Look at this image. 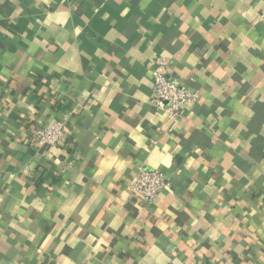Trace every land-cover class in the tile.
I'll return each mask as SVG.
<instances>
[{
  "label": "crops",
  "instance_id": "1",
  "mask_svg": "<svg viewBox=\"0 0 264 264\" xmlns=\"http://www.w3.org/2000/svg\"><path fill=\"white\" fill-rule=\"evenodd\" d=\"M198 262L264 264V0H0V264Z\"/></svg>",
  "mask_w": 264,
  "mask_h": 264
},
{
  "label": "built area",
  "instance_id": "2",
  "mask_svg": "<svg viewBox=\"0 0 264 264\" xmlns=\"http://www.w3.org/2000/svg\"><path fill=\"white\" fill-rule=\"evenodd\" d=\"M167 67L166 60H158L153 73V105L169 114L171 118H179L180 111L189 103L194 102L195 96L181 88L170 77ZM34 136L43 147H58L67 139V122H52L36 130ZM166 188H168V183L162 172L155 169H143L135 180L132 191L142 196L146 202L152 203ZM197 264L214 263L198 262Z\"/></svg>",
  "mask_w": 264,
  "mask_h": 264
}]
</instances>
